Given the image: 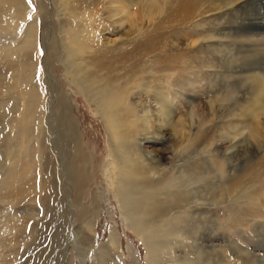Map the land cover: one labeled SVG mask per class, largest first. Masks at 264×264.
<instances>
[{"label": "rangeland", "instance_id": "374dc122", "mask_svg": "<svg viewBox=\"0 0 264 264\" xmlns=\"http://www.w3.org/2000/svg\"><path fill=\"white\" fill-rule=\"evenodd\" d=\"M14 1L24 11L10 15V1L0 0V19L3 17L5 24H0L4 28L0 30V264H96L99 256L104 257V264H151L149 257L156 252L148 249L150 238L144 233L161 221L170 222L176 231L151 238L163 246L157 252L156 264H246L245 256L264 259L262 125L260 134H256V118H252V129L245 136L247 146L239 142L229 154L226 143L220 141L221 123L217 118L219 101L227 93L232 90L233 99L242 101L246 91L240 80L244 68L225 64V52H238L239 60L241 56L252 60L257 41L251 39L256 36L245 32L263 29L252 27L237 33L236 27L250 24L242 8L206 12L208 6L219 5V0H200L189 12L180 9L181 0H156L160 13L152 19L143 16L140 1L82 0L81 5L79 0H68L71 4L67 12L83 15L78 24L89 22L86 26L90 32L82 47L84 57L79 62L92 68L89 73L100 72L101 78L110 74L112 81L108 84L121 79L122 89L110 86L105 92L123 96L120 99L127 105H121V109L129 105L138 110L142 104L153 109L158 91L172 109V116L183 119L192 113V122L203 126L196 156L206 170L192 174L186 168L185 172L195 188L193 200L199 201L184 207L194 220L175 216H182V207L179 209L163 194L167 191L162 184L174 174L173 164L180 160L179 149L170 148L173 136L167 130V136H171L164 144L143 143V150L163 147V151L152 152L159 162L155 174H150L153 169L146 164L140 177L141 181L148 176L149 182L157 181L143 187L153 189L150 194L165 211L153 220L156 223L148 221L136 229L122 211L104 170L109 163L110 139L96 111V98L66 71L69 12L66 16L57 0ZM124 3L131 10L130 18L114 26L116 18L109 15ZM174 6L173 14H166ZM134 17L141 19L135 30L130 24ZM32 23L33 37L25 41L30 42L28 46L25 44L20 52L12 48L10 54L6 53L4 46L19 42ZM209 34L214 40L208 39ZM151 37L155 40L153 51L142 46L132 51L135 44L141 45ZM259 44L264 49V41L259 40ZM99 53L110 66L109 71L104 69L107 72L92 67V61L96 62L92 56ZM167 62L169 70L162 71ZM19 82L27 83L23 86ZM22 92L31 101L23 98ZM205 115L209 124L201 121ZM21 127L26 128L25 133L20 132ZM135 152L140 155L136 147ZM228 177L230 180H226ZM225 186L234 189L226 193ZM191 220L197 223L196 231L188 224ZM87 225L94 232L93 238ZM111 239L113 244L108 247Z\"/></svg>", "mask_w": 264, "mask_h": 264}, {"label": "bare ground", "instance_id": "6f19581e", "mask_svg": "<svg viewBox=\"0 0 264 264\" xmlns=\"http://www.w3.org/2000/svg\"><path fill=\"white\" fill-rule=\"evenodd\" d=\"M9 1H10V5H9L10 9H8L7 12H9L10 15H15V13L16 14L20 13L22 9H23L22 11H24V8L19 7V5L17 4L18 1L16 2L14 0H9ZM57 1H59L60 6L62 5L64 7L65 10L63 12L64 14H66V16H68L67 13L69 12L70 25L68 26L67 30H65L67 33L65 39L66 41L65 49L68 50L70 54L69 57L67 56L69 58V63H67L66 65V71L69 73V75H71L72 79L77 84L83 85L84 89L87 91L89 90V93H92L93 97L96 98L97 101L96 111L100 113L101 118L106 128L109 131V139H110L109 163L104 168V170L107 173V176L109 177L108 181L112 185V188L118 198L119 205L122 211L124 212L125 216L128 218V220L131 221L134 228L137 229L148 223V221L155 220L156 217H158L160 214H162L165 211L164 205L162 203L161 204L156 203L158 202V199L155 198L154 194H150L149 191L153 189L150 188V190H147V187H143L145 184L147 185L148 183L151 186L153 183L157 181L149 182L150 179L149 176L141 181L140 177L144 175L143 173L146 171V164L153 169V171L150 174H155L154 172V169L156 167L155 164H159V162L155 160V157L152 152H155L158 149H160V151H163L162 149L163 147L161 146H160L161 148H152L151 151L143 150V146H144L143 143H151L152 145L164 144L166 141L170 140L171 135L167 136L166 133L167 130H170L172 131V136H173V138H171V140L173 141L170 145V148L174 151H176L177 148L179 149L178 156L180 160L179 159L176 160L177 162L173 164L176 167V171L174 172V174H172L162 184V187H164V191L165 190L167 191L164 192L163 194L166 195L167 199H170L172 200V202L177 203L179 209H181L182 207V211H180L182 216H180V213H178L175 216H178V218L181 220H183V218L184 220L185 219L194 220V215L188 212V210L185 209L184 207L185 206L192 207L194 204H198L199 201L193 200V197L195 196V188L191 179L189 180L186 179L187 173L185 172H186V168H188L189 170L191 169L192 174H194L196 170L197 171L206 170V167L199 165L198 163L199 161L196 156V152L199 150L202 144L201 141L203 140L202 138L203 126L194 124L192 122V119L195 118V116L192 113H189L188 118H183V119L181 116H179L178 118L172 116L171 115L172 109L166 105V103L164 102L163 95H161L158 91H155L156 94H154V98L156 99L157 105L155 107L153 105L154 107L153 109H151L152 105H149L147 107L146 104H142L141 108H139L138 110L133 106H129V105L127 109H121V105L126 104L124 101H121V99H124L123 96L114 93V91H110L109 93L105 94L106 90L108 88H111L110 86H116L117 91L120 88L122 89L123 85L121 84L123 83L120 84L121 79L115 80L113 84H108L112 81L110 79L111 78L110 74H108V76L105 75L106 77L101 78L100 72L89 73L90 69L92 68L90 66L84 65V62H79V60L83 59L82 57H84V53H83L84 49L82 47L84 46L83 43L85 42V39L88 37V34L90 32L89 31L90 28H88L89 30H87V26H86L87 24H89V22L88 23L86 22V25H84L85 23L82 22L83 26H80L79 25L81 24L80 20H82L83 15L74 14L75 12H72L73 10L67 12V7L69 8L70 7L69 5L71 4L70 2H68V0H57ZM79 1L82 5L83 1L82 0ZM129 1L132 2L131 4L140 1V8L143 9V16L149 17V19H152V17L156 15V13H160V6L158 5L159 3L156 0H129ZM130 2L128 3L130 4ZM181 2L182 3L179 5L180 9L183 10L184 12H189L188 9L190 7L194 6L197 8L198 6L197 4H199L198 2H200V0H181ZM219 2L220 4L217 5L216 7L214 6L215 4L214 5L211 4L212 6H214V8L208 6L209 9L207 7L206 12H210L212 10L215 11L217 9L220 10L223 8L224 9L228 8L226 9L227 11H234L236 10V8H242L244 14L247 17V20H250L249 25L244 24L243 26L241 25L242 27H236L237 33H239L240 29L243 30L245 29L246 31V30H250L252 27L263 29L262 31L259 32L255 31L251 33L252 30H250L249 32H245V34L248 33V35H252L253 37L256 36L253 39H251L257 41L255 47L253 46L254 54L252 56V60L250 59L247 61V58L245 56H241V60H239L237 58L238 52L237 53L235 52L236 54H234V52L231 50H227V52H225L226 56L225 55L223 56L224 63L226 61L225 64H227L228 62L227 65L231 63L230 66L237 65L238 68L239 67L244 68L241 69L242 74L244 73V77L241 78L240 80H243L241 84L244 85L246 89L242 101L233 99L232 90H231L229 94L227 93L224 96V98L219 101V108H217V112H218L217 118L218 121H220L221 123V126L219 128L220 141L222 143L223 142L226 143L224 148L226 149L227 153L230 154L231 151H233L237 147L239 142H242L244 143V146H247V140L245 136L246 133L252 129L251 126L252 118H256L255 121L256 134H260V125H262L261 129L264 132V49L261 47V44H259V40L260 42L264 41V0H219ZM230 6L233 7L229 8ZM176 8L177 6L170 7L166 14L168 15H170L169 13L173 14L171 10H174ZM130 11L127 10V5L124 3L123 6L115 7L113 9V13L109 15V18H111L112 16L114 17V19L116 18L114 21H112L114 26L123 25L128 20L127 18H130L131 15ZM1 18L2 19H0V24L5 25L4 23L2 24L1 21L4 18L3 17ZM139 20L141 19L134 17V20L131 21L130 24L134 27V30L139 25L138 24ZM1 25H0V30L1 29L3 30L4 28ZM32 25L33 23L26 26V29L23 32L24 35L22 36L19 42L13 44V46L11 47L4 46V51L6 53H9L10 49L13 48L16 51L20 52V50L23 49V47L26 44L25 41L28 40V38H30L31 36L33 37ZM139 29L140 28H138L137 30ZM93 35L94 34H92V36ZM234 35L237 34L235 33ZM92 36L89 38H92ZM211 36L212 35L210 34L207 35V37H211ZM214 38L215 37H211L208 39L214 40ZM153 43H155V40H152V37L151 39L147 38L141 45L135 44L134 45L135 48L132 51L138 50V46H142L146 51H153L154 49ZM28 44L26 45L28 46ZM98 56H92L93 58L96 59V62L92 61V67L94 66L98 70L109 71L110 66L109 64L105 65V61L102 59L101 53H99ZM116 57L118 58V55ZM169 59H172V57L168 58L167 60ZM167 60L165 59V63ZM247 62H250V65ZM166 66L167 67H164L163 65L162 71L169 70L168 62ZM231 68H233V66ZM154 73H158V72L155 71ZM19 83L20 85L24 86L27 82L25 83L19 82ZM31 93L34 102L35 100L34 90H31ZM22 94H23V98H26V100L28 99L31 101V97L28 94L26 93L24 94V92H22ZM152 116L154 118H152ZM205 117L206 118L204 120H201L202 123L209 124L210 119L207 118V115H205ZM153 122L155 124H153ZM22 127L20 129V132L25 133L26 128L22 129ZM192 129L194 131H192ZM253 136L255 137L256 135L253 134ZM135 147L137 148V150H139L140 155L137 152H135ZM75 156L77 155L75 154ZM75 156H73V158H75ZM146 160L148 162H146ZM74 163L78 165V162H74ZM229 164L230 163L228 160V167L231 166V164L230 165ZM166 169L168 170V168ZM199 180L197 179V181ZM226 180H230V178L228 177ZM233 189L234 188H229L228 186H225L226 193H229V191ZM158 190L161 191L163 189H158ZM147 196H152L153 198L148 199ZM153 223H156V221H153ZM188 224L190 225V228H192V231L197 230L196 222L191 220ZM87 229H88V233L89 234L91 233L90 237L93 238L94 232L92 231L91 226L87 225ZM158 229L160 230L159 232H157ZM174 231L176 230L171 226L170 222L161 221V223H156L155 227L152 230L150 229L149 232L144 233V236H146V238H150L149 239L150 241H147L148 249L150 251L156 252L155 254L156 256L153 254V256L149 257L151 264H156L158 262L156 260V258L158 257L157 252L159 248L161 249L163 247L159 245L157 240L153 241L151 238H156V236L158 237L159 234L164 235L167 232H174ZM111 243L113 244L112 239L110 240L107 246L109 247ZM166 246H168V244L165 241L164 247ZM103 252L104 249H102L100 253L103 254ZM195 255L198 256L199 253H196ZM84 258L85 255L82 257V261ZM103 258L102 256H99L96 261V264H104ZM243 262H245L246 264H259V263L264 264V259L245 256Z\"/></svg>", "mask_w": 264, "mask_h": 264}]
</instances>
